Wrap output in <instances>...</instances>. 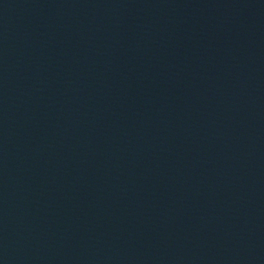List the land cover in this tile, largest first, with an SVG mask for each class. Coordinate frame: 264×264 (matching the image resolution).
I'll list each match as a JSON object with an SVG mask.
<instances>
[{
    "label": "water",
    "instance_id": "water-1",
    "mask_svg": "<svg viewBox=\"0 0 264 264\" xmlns=\"http://www.w3.org/2000/svg\"><path fill=\"white\" fill-rule=\"evenodd\" d=\"M0 264H264V42L0 122Z\"/></svg>",
    "mask_w": 264,
    "mask_h": 264
}]
</instances>
